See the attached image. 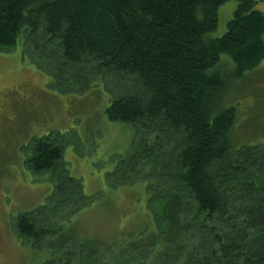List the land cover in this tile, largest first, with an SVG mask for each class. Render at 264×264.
Instances as JSON below:
<instances>
[{"label":"trees","instance_id":"trees-1","mask_svg":"<svg viewBox=\"0 0 264 264\" xmlns=\"http://www.w3.org/2000/svg\"><path fill=\"white\" fill-rule=\"evenodd\" d=\"M226 1L0 0V49L20 42L62 91L102 80L109 119L135 131L107 178L147 181L156 224L120 243H72L61 227L95 194L71 173L60 132L33 137L26 161L50 173L54 189L14 225L51 251L42 264H264V142L234 148L235 107L223 102L228 75L264 59V11L238 0L227 31L210 36Z\"/></svg>","mask_w":264,"mask_h":264},{"label":"rangeland","instance_id":"rangeland-1","mask_svg":"<svg viewBox=\"0 0 264 264\" xmlns=\"http://www.w3.org/2000/svg\"><path fill=\"white\" fill-rule=\"evenodd\" d=\"M237 5L228 0L219 7L210 36L227 31ZM256 8L264 11V0ZM228 59L234 66L229 54L221 55L222 62ZM51 80L24 55L20 42L0 49V264H42L52 255L23 239L14 225L20 212L44 203L54 189L50 173L33 171L26 161L31 139L51 131L62 134L71 173L96 197L63 223L72 243L94 238L115 244L156 230L147 181L111 186L107 178L130 153L135 131L131 123L109 119L110 94L102 80L85 91H62ZM226 83L224 105L236 112L233 147L264 142V59L243 76L228 75ZM51 239L46 238L57 241Z\"/></svg>","mask_w":264,"mask_h":264},{"label":"bare ground","instance_id":"bare-ground-1","mask_svg":"<svg viewBox=\"0 0 264 264\" xmlns=\"http://www.w3.org/2000/svg\"><path fill=\"white\" fill-rule=\"evenodd\" d=\"M92 83V82H91Z\"/></svg>","mask_w":264,"mask_h":264}]
</instances>
